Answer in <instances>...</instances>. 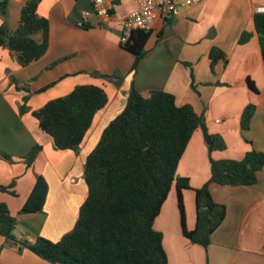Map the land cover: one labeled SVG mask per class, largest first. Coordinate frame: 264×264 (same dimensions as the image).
Instances as JSON below:
<instances>
[{"label":"crops","instance_id":"1","mask_svg":"<svg viewBox=\"0 0 264 264\" xmlns=\"http://www.w3.org/2000/svg\"><path fill=\"white\" fill-rule=\"evenodd\" d=\"M27 1L10 0L12 30L19 27ZM258 7H264V0H206L181 10L174 19H158L146 54L134 68L136 57L120 44L118 19L136 9L135 0H119L112 19L93 18L87 28L77 23L82 12L91 9L89 0H43L38 14L50 23L47 54L21 67L10 50L0 48V153L11 158L0 156V185L15 182L17 193L16 197L0 193V204H6L16 219V236L31 243L38 237L56 243L74 229L88 196L86 159L109 123L126 107L133 88L145 96L152 91L172 94L178 106L190 105L203 116L210 136L219 134L227 144L225 151L211 152L200 129L179 163L177 174L189 179L191 187L183 191V200L186 225L193 230L195 191L210 179V158L241 160L251 150L264 154V60L254 26ZM211 17L215 23L210 22ZM244 32L253 37L241 46L239 39ZM212 48L226 54L214 72L209 59ZM115 76L121 78L120 85L106 78ZM12 77L30 90V113L21 114L19 105L29 93L17 89ZM248 80L257 93L249 88ZM81 85L104 89L108 104L95 116L81 151H61L41 131L32 111ZM248 105H255L256 110L250 130L244 133L239 127L240 116ZM35 146H41L42 151L28 167L25 157ZM38 176L49 185L44 209L21 215ZM210 188L213 199L226 206L227 216L207 249L184 238L177 191L172 189L155 221V229L163 234L169 264H264V168L253 186L212 184ZM0 264L51 263L0 237Z\"/></svg>","mask_w":264,"mask_h":264},{"label":"trees","instance_id":"2","mask_svg":"<svg viewBox=\"0 0 264 264\" xmlns=\"http://www.w3.org/2000/svg\"><path fill=\"white\" fill-rule=\"evenodd\" d=\"M43 0H28L21 11L20 25L12 30L8 21L10 0L0 2V48L15 55L21 67H28L42 59L50 46V23L38 14ZM264 60V14L254 18ZM87 28V27H85ZM152 31H133L122 48L136 57L134 68L144 58L145 47ZM253 37L244 32L239 45H246ZM211 70L226 60V54L212 48L209 53ZM62 60L53 64L57 65ZM97 76V74H95ZM114 79L120 85L121 78ZM116 78V79H115ZM19 90H30L11 78ZM249 88L258 92L248 80ZM48 88V87H47ZM44 88L43 90H46ZM108 104L104 89L81 85L67 96L47 103L32 112L41 131L49 135L55 148L78 152L92 127L95 116ZM255 105L247 106L241 117V128L250 130ZM28 111L26 105L20 112ZM205 123L190 105L178 106L172 94L152 91L145 96L132 89L126 107L104 130L96 148L87 157L84 181L88 196L80 208L74 229L59 242L38 237L34 243L16 236L17 221L6 204H0V237L27 249L51 264H169L163 246V234L155 229V221L173 188L181 217L185 239L207 249L214 233L227 216L226 206L217 203L211 194V185L253 186L264 168V154L251 150L241 160H214L210 158V179L196 193V226L186 225L183 191L189 190V179L179 177L177 170L189 142ZM211 152L225 151L227 144L219 134L211 135ZM41 146H35L25 157L27 166L36 161ZM5 160L11 158L0 153ZM15 182L0 185V193L14 197ZM49 185L38 176L21 215L39 213L44 209Z\"/></svg>","mask_w":264,"mask_h":264},{"label":"built area","instance_id":"3","mask_svg":"<svg viewBox=\"0 0 264 264\" xmlns=\"http://www.w3.org/2000/svg\"><path fill=\"white\" fill-rule=\"evenodd\" d=\"M91 9L82 12L77 23L80 28L89 25L93 18L99 21L114 17L116 3L119 0H89ZM206 0H135L136 9L124 18L118 19L120 43H127L133 31H149L156 20L168 21L177 17L181 9H189ZM257 14H264V7L256 9Z\"/></svg>","mask_w":264,"mask_h":264},{"label":"water","instance_id":"4","mask_svg":"<svg viewBox=\"0 0 264 264\" xmlns=\"http://www.w3.org/2000/svg\"><path fill=\"white\" fill-rule=\"evenodd\" d=\"M200 129H201V131L203 133V136L205 138L206 143L209 146V150L211 151V149L213 147V142L211 140V136L208 133L207 125L205 123H202L201 126H200Z\"/></svg>","mask_w":264,"mask_h":264},{"label":"rangeland","instance_id":"5","mask_svg":"<svg viewBox=\"0 0 264 264\" xmlns=\"http://www.w3.org/2000/svg\"><path fill=\"white\" fill-rule=\"evenodd\" d=\"M0 1H2V0H0ZM181 10H184V9H181ZM210 22H213V23H215L216 21L214 20V18L213 17H211L210 18ZM208 37L210 38V37H212V35L210 36V35H208ZM208 38V39H209ZM207 39V40H208ZM26 105V107H27V109H28V111H25L24 113H21V114H27V113H30L31 112V109L29 108V106H28V103L27 104H25ZM24 105V102H23V104H21V105H19V107L21 108V107H23V106H25ZM249 106V105H248ZM247 107V106H246ZM40 110V109H39ZM38 111V110H37ZM33 112V111H32ZM241 117H242V115L240 116V125H239V127L241 126ZM94 129H96V127L94 128ZM245 143V142H244ZM81 151V148L79 149V151L78 152H75V153H79ZM216 152V151H215ZM174 192V190L172 191V193ZM171 199V198H170Z\"/></svg>","mask_w":264,"mask_h":264}]
</instances>
